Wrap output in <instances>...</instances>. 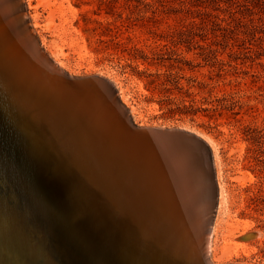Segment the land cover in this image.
I'll return each instance as SVG.
<instances>
[{
	"label": "bare ground",
	"instance_id": "1",
	"mask_svg": "<svg viewBox=\"0 0 264 264\" xmlns=\"http://www.w3.org/2000/svg\"><path fill=\"white\" fill-rule=\"evenodd\" d=\"M31 1L0 0V264H218L236 254L212 245L223 206L213 171L209 182L175 148L167 163L144 158L115 125L118 107L128 124L134 114L122 92L100 102L50 82L66 68L48 63L38 24L27 26Z\"/></svg>",
	"mask_w": 264,
	"mask_h": 264
},
{
	"label": "rangeland",
	"instance_id": "2",
	"mask_svg": "<svg viewBox=\"0 0 264 264\" xmlns=\"http://www.w3.org/2000/svg\"><path fill=\"white\" fill-rule=\"evenodd\" d=\"M48 1L25 10L48 63L108 79L135 127L202 139L223 199L212 245L237 249L218 264H264V0Z\"/></svg>",
	"mask_w": 264,
	"mask_h": 264
},
{
	"label": "water",
	"instance_id": "3",
	"mask_svg": "<svg viewBox=\"0 0 264 264\" xmlns=\"http://www.w3.org/2000/svg\"><path fill=\"white\" fill-rule=\"evenodd\" d=\"M51 76L54 79L50 81L52 84L56 81L57 86L62 84L63 86L70 88V91L78 93L79 95H84L88 99L96 98L100 102H105L101 99L102 95H105L108 98L107 95L112 97L114 94L112 85L106 79L98 76H90L84 79L72 78L66 74L58 73L54 75L52 74ZM103 87H106L107 89L104 90ZM103 111L102 108L101 112ZM117 111L118 120H114L118 122V124L114 122L117 129L123 134L129 136L132 143L140 149L144 158L146 156H151L150 154H152L155 157L160 156V158L163 159V162H166L169 160L168 157L170 156L172 149L175 148L176 153L181 154V158L186 157V159L189 158L203 163L207 168L206 177L208 178V181L211 182L212 167L208 157L209 150L204 142L194 135L176 129L161 130L135 127L132 125L130 121L131 119L129 120L131 125L125 121V114L119 107ZM106 121L110 122L107 119ZM247 237H253V234H250Z\"/></svg>",
	"mask_w": 264,
	"mask_h": 264
}]
</instances>
